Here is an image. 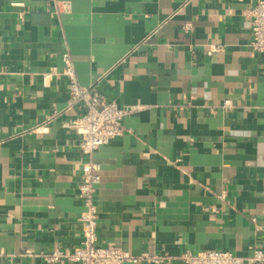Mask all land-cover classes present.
Masks as SVG:
<instances>
[{
	"label": "crops",
	"instance_id": "crops-1",
	"mask_svg": "<svg viewBox=\"0 0 264 264\" xmlns=\"http://www.w3.org/2000/svg\"><path fill=\"white\" fill-rule=\"evenodd\" d=\"M255 2L0 0V264H47L44 255L80 243L86 159L68 127L79 113L67 108L64 78L44 87L40 76L60 72L64 53L80 86L141 107L92 155L98 245L228 251L240 264L264 256V55L248 47Z\"/></svg>",
	"mask_w": 264,
	"mask_h": 264
},
{
	"label": "built area",
	"instance_id": "built-area-1",
	"mask_svg": "<svg viewBox=\"0 0 264 264\" xmlns=\"http://www.w3.org/2000/svg\"><path fill=\"white\" fill-rule=\"evenodd\" d=\"M62 13L61 3L55 2L53 14ZM250 24L249 49L264 55V0H256L247 12ZM64 67L60 72L41 73V82L44 87L54 76L62 77L67 82L68 105L75 108L78 116L68 122V127L75 130L79 137V150L86 161L81 167L82 180L78 186V198L83 212L78 221L81 229L80 243L66 250L55 249L44 255L47 264H164L178 262L180 264H240L241 259L228 251H184L176 256L150 255L146 252L133 255L116 246H100L97 237L98 211L94 204L97 185L100 182V167L93 162L92 155L100 147L107 145L122 136L124 129L123 119L138 111L141 107L118 106L114 101L108 100L93 86L82 87L76 79L73 61L67 53L61 56ZM224 106H229L225 101ZM221 199L223 197H220ZM251 264H261L264 256L261 251H253V256L246 260Z\"/></svg>",
	"mask_w": 264,
	"mask_h": 264
}]
</instances>
